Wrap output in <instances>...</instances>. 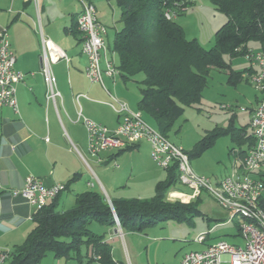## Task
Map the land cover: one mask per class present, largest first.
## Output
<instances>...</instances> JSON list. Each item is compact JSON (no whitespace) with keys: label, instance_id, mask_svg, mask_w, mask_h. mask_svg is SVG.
<instances>
[{"label":"crops","instance_id":"1","mask_svg":"<svg viewBox=\"0 0 264 264\" xmlns=\"http://www.w3.org/2000/svg\"><path fill=\"white\" fill-rule=\"evenodd\" d=\"M84 1L95 6L93 0ZM39 2L41 30L32 1L0 0V28L6 27L11 49L16 55L15 68L24 73L23 80L16 84L18 112L9 106L0 107V248L7 250L22 243L35 226L34 207L21 197L11 196L9 192V189L21 188L29 174L37 176L45 186L55 183L67 185L57 196L60 211L74 205L76 194L86 190L99 191L92 175L96 177L110 202L112 199L130 198L126 196V192L131 181L137 182V189H153L154 194L156 183L166 178V174L162 175L154 168L150 147L145 140L139 141L130 149H109L101 152L103 161L99 163L92 159L94 166H90L94 174L90 172L77 152H87L86 130L77 111L80 109L85 117L112 129L116 127L119 116L109 105L111 98L108 92L125 102L133 112L139 111L137 102L140 95L133 100L129 97L125 100L126 95L119 86L118 76L115 80L104 76V87L99 83H91L85 76L87 60L79 48L80 36L75 28L76 17L82 9L79 0ZM96 14L103 23L104 19L100 16L102 13L98 14L96 9ZM41 32L63 49L69 58L67 63L60 60L50 65L60 92V98L56 101L57 107L45 98V85L41 76ZM259 97L256 96L255 103L244 111L247 112L249 120ZM201 170L202 168L196 166L197 172ZM226 174L227 172L223 176ZM217 180L219 179H215ZM91 182L93 185L89 184ZM175 185L167 192L168 200L184 203L199 200L198 214L189 221H177L192 227L193 242L199 246L197 250L218 240H226L224 236L231 234L222 228L232 222L237 225L236 234L242 239L239 218L227 216L228 211L206 191L201 190L195 194L187 185L183 184L185 190H176ZM215 211L226 213V219L216 222V218L208 215H213ZM203 214L206 216L205 225ZM212 220L215 222H211ZM98 226L96 233L105 235L104 241L111 247L112 259L117 264H125L124 259H127L128 264H151L150 259L146 258L147 247L158 237L146 232L151 227L137 232L124 231L117 225ZM201 233L204 234V239L196 241L195 237ZM140 239L144 244H139ZM87 251L89 252L88 248H81L80 259L73 256L59 258L49 251L39 264H103L99 259L86 256ZM143 253L145 259H140ZM178 263L179 260L172 264Z\"/></svg>","mask_w":264,"mask_h":264},{"label":"trees","instance_id":"2","mask_svg":"<svg viewBox=\"0 0 264 264\" xmlns=\"http://www.w3.org/2000/svg\"><path fill=\"white\" fill-rule=\"evenodd\" d=\"M116 3L122 26L115 31L113 46L107 47L118 54L117 67L123 82L143 74L137 108L167 138L181 110L178 103L186 107L198 103L212 69L225 72L226 82L232 85L240 80L250 84L244 76L252 72L250 66L235 71L230 59L236 54L244 55L249 50V40L264 42V0H210L227 19L216 30L214 45L209 49L195 39H187L175 18L163 16L166 7L174 10L191 5L185 0H116ZM260 95H264V90ZM233 116L227 128H216L190 151L185 150L189 159L199 156L214 138L223 134L230 135L238 144L237 155L242 158L254 144V136L249 123L235 126ZM165 171L166 178L156 183L149 198L112 199L110 204L100 191L86 190L75 195L71 208L60 211L57 194L35 213V226L22 243L8 249L2 264H39L49 251L59 258L80 259L82 247L89 249L86 256L90 258L98 255L103 264H117L112 259L111 247L104 241L105 235L89 229L91 221L111 227L116 225V216L122 230L141 232L170 220L189 221L199 213L197 199L188 203L167 199L168 190L179 183V172L175 164ZM262 180L264 183V177ZM260 206L264 209V199Z\"/></svg>","mask_w":264,"mask_h":264},{"label":"built area","instance_id":"3","mask_svg":"<svg viewBox=\"0 0 264 264\" xmlns=\"http://www.w3.org/2000/svg\"><path fill=\"white\" fill-rule=\"evenodd\" d=\"M28 1V0H25ZM33 2L37 24L41 30L39 0ZM82 9L76 17L77 31L80 35V50L86 57L85 76L91 83H99L104 87L103 77L115 80L119 76V69L115 58L116 53L107 47L106 26L97 18L93 3L79 0ZM191 3L194 0H185ZM188 6L175 8L166 7L163 16L174 19L177 12L186 10ZM36 24V25H37ZM41 34V76L45 85V98L57 107L60 92L57 89V78L50 70V65L60 60H69L63 49L57 47L50 38ZM252 72L244 76L257 91L264 90V52L249 49L245 54ZM16 55L11 49L6 27L0 28V107L9 106L18 112L16 98V84L23 80L24 73L15 68ZM109 105L118 114L119 121L114 128H108L97 123L77 111L87 136V154L96 162H102L100 153L109 149H122L138 143L148 142L151 159L161 167L167 169L175 164L179 172V182L192 188L194 193L206 191L216 202L231 215L239 218V230L243 244H233L226 240H218L201 250L184 252L178 264H264V209L260 206L264 191V95H260L251 111L249 126L254 136V144L242 156L233 151L234 159L230 171L221 179L214 181L209 177L198 175L190 166V159L183 147L172 142L149 125L140 111H131L127 104L108 92ZM78 99V96H76ZM48 140V138H46ZM80 158L90 169L87 157L77 150ZM19 189H9L11 196L21 197L33 206L37 212L48 201L57 196L65 185L55 183L45 186L35 175L29 174ZM93 185V183H89ZM116 225L120 228L115 216ZM241 220V221H240ZM204 234L196 237L202 241ZM8 250L0 248V264L4 263ZM95 259L99 256L95 255Z\"/></svg>","mask_w":264,"mask_h":264},{"label":"rangeland","instance_id":"4","mask_svg":"<svg viewBox=\"0 0 264 264\" xmlns=\"http://www.w3.org/2000/svg\"><path fill=\"white\" fill-rule=\"evenodd\" d=\"M98 14L103 17V23L107 29V43L113 46V40L116 30H120L122 23L120 22V9L117 7L116 0H93ZM41 3V2H39ZM102 19V20H103ZM227 17L225 14L217 10L210 0H194L191 5L182 11L176 18V22L181 25L187 39H195L204 48L209 49L214 45V35L216 30L224 24ZM248 48L254 51L264 52V42L256 40L248 41ZM116 61L119 62L118 54L115 55ZM229 61V57L225 56ZM231 65L235 71H242L249 64L244 55L236 54L230 59ZM143 80V74H137L132 80L125 83L118 76L124 94L125 100L134 99L139 96V89ZM227 81V75L223 71L212 69L210 71L207 85L201 92V98L198 103L190 106L182 105L180 113L175 119L173 128L168 133L169 139L183 147L186 151H190L193 145L203 136L212 133L216 128H227L230 125V120L233 116L235 126L246 125L249 121L246 108H250L255 103L256 96H260L252 85L244 80H240L237 84L232 85ZM142 118L149 125L155 127L154 121L145 113H142ZM238 144L232 140L230 135L223 134L214 138L212 145L204 150L199 156L190 158V166L198 175L215 179L221 177L232 167L233 151H237ZM82 154L87 157V161L93 165L92 158L83 151ZM154 168L158 169L162 175L166 174L165 169H162L152 160ZM94 166V165H93ZM148 166V165H147ZM196 166L202 168L200 172L196 171ZM94 183L98 190L106 197L103 189L94 175H92ZM126 196L149 198L153 194V189L141 188L137 189V182L131 181L129 184ZM185 185V184H184ZM182 183L175 185L176 190H185ZM264 195V193H263ZM107 198V197H106ZM204 215V214H203ZM217 219L216 222L226 219V213H218L215 211L213 215L208 214ZM231 214L228 213L227 216ZM203 223H206V216H203ZM241 221V220H240ZM211 222H215L212 220ZM99 224L91 221L88 225L89 229L96 232ZM237 225L233 222L228 226H224L222 230L231 235H225V239L229 242L243 244V241L237 233ZM151 236H158L155 242H151L147 247L148 255L151 264H172L173 261L179 260V257L184 252L189 250L199 249L198 244L193 242L192 227L184 222L169 221L163 225H157L146 230ZM236 234V235H235ZM160 236V237H159ZM196 238V237H195ZM139 244H144L141 239ZM138 244V245H139ZM125 257V255H124ZM143 253L140 259L144 258ZM153 260L156 262L154 263ZM124 263L128 264L127 259Z\"/></svg>","mask_w":264,"mask_h":264},{"label":"water","instance_id":"5","mask_svg":"<svg viewBox=\"0 0 264 264\" xmlns=\"http://www.w3.org/2000/svg\"><path fill=\"white\" fill-rule=\"evenodd\" d=\"M109 201V200H108ZM109 203H110V201H109ZM111 204V203H110Z\"/></svg>","mask_w":264,"mask_h":264}]
</instances>
